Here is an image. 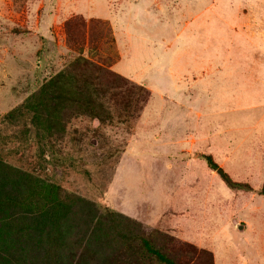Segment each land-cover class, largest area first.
<instances>
[{
  "label": "rangeland",
  "instance_id": "374dc122",
  "mask_svg": "<svg viewBox=\"0 0 264 264\" xmlns=\"http://www.w3.org/2000/svg\"><path fill=\"white\" fill-rule=\"evenodd\" d=\"M0 162L172 264H264V0H0ZM122 231L103 264H160Z\"/></svg>",
  "mask_w": 264,
  "mask_h": 264
},
{
  "label": "trees",
  "instance_id": "16d2710c",
  "mask_svg": "<svg viewBox=\"0 0 264 264\" xmlns=\"http://www.w3.org/2000/svg\"><path fill=\"white\" fill-rule=\"evenodd\" d=\"M65 77H54L47 87H42V94L53 88L51 100L59 102L60 96H65L60 92ZM27 109L35 112L32 106H26ZM204 160L210 170L221 173L208 156ZM259 194L264 195V186ZM90 209V205L78 198L72 199L58 186L0 162L2 264H103L112 250V242L110 247H104L99 234L110 235L111 232L119 238L123 228L116 221V214L109 212L101 217ZM122 232V245H126L127 250L152 256L160 264H172L150 245L139 229L125 227Z\"/></svg>",
  "mask_w": 264,
  "mask_h": 264
}]
</instances>
